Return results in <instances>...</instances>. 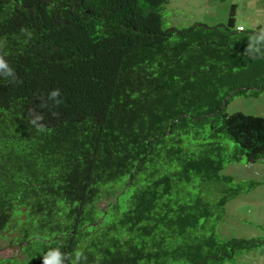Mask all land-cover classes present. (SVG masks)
Returning <instances> with one entry per match:
<instances>
[{
    "label": "trees",
    "instance_id": "16d2710c",
    "mask_svg": "<svg viewBox=\"0 0 264 264\" xmlns=\"http://www.w3.org/2000/svg\"><path fill=\"white\" fill-rule=\"evenodd\" d=\"M168 3L0 0L21 81L0 78V241L16 248L0 264L55 247L64 264H239L264 244L217 233L245 190L225 166L264 161V117L226 112L264 90V56L245 53L259 29L237 31L236 4L225 24L163 28Z\"/></svg>",
    "mask_w": 264,
    "mask_h": 264
},
{
    "label": "rangeland",
    "instance_id": "374dc122",
    "mask_svg": "<svg viewBox=\"0 0 264 264\" xmlns=\"http://www.w3.org/2000/svg\"><path fill=\"white\" fill-rule=\"evenodd\" d=\"M235 5V24L245 32L264 28V0H169L163 14V28L188 27L195 22L207 26L225 24L231 7ZM264 117V90L258 96H234L226 112ZM233 146V142L229 141ZM234 177L232 184L245 190L229 200L217 233L223 239L236 237L244 240H264V161L250 165L242 159L227 164L222 176ZM255 183L253 187L252 184ZM227 185H230L227 184ZM252 187V188H249ZM218 199L219 196L216 195ZM16 255V248L0 241V258ZM239 264H264V244L238 258ZM236 263V261H235Z\"/></svg>",
    "mask_w": 264,
    "mask_h": 264
},
{
    "label": "clouds",
    "instance_id": "9594fccd",
    "mask_svg": "<svg viewBox=\"0 0 264 264\" xmlns=\"http://www.w3.org/2000/svg\"><path fill=\"white\" fill-rule=\"evenodd\" d=\"M239 28L241 27H238L237 31H240ZM22 31L27 32L26 29H22ZM245 53L248 56H264V28H261L258 32L249 37ZM0 78H9L10 82L17 84L21 83V81L16 78L15 69L11 67L8 60L5 59L3 55H0ZM47 99L52 102V106L54 107L60 105L64 100L61 89L58 87L50 89L47 93ZM44 120L45 117L43 114L36 113L32 109L29 110V123L34 127L36 132L45 133L49 131L47 125L41 122ZM73 256L75 258L73 264H76V262L81 259L82 253L77 249L74 250ZM66 258L67 254L62 253L59 247H55L45 251L41 256V261L42 264H64Z\"/></svg>",
    "mask_w": 264,
    "mask_h": 264
},
{
    "label": "crops",
    "instance_id": "0c3cea01",
    "mask_svg": "<svg viewBox=\"0 0 264 264\" xmlns=\"http://www.w3.org/2000/svg\"><path fill=\"white\" fill-rule=\"evenodd\" d=\"M168 6H169V3H168V5H167V7H168ZM167 7H166V8H167ZM165 11H166V9H165ZM173 27H174V26H173ZM238 27H241V28H243L242 26H237V28H238ZM243 29H244V28H243Z\"/></svg>",
    "mask_w": 264,
    "mask_h": 264
},
{
    "label": "built area",
    "instance_id": "2783aa9c",
    "mask_svg": "<svg viewBox=\"0 0 264 264\" xmlns=\"http://www.w3.org/2000/svg\"><path fill=\"white\" fill-rule=\"evenodd\" d=\"M239 30L241 31V30H242V28H239Z\"/></svg>",
    "mask_w": 264,
    "mask_h": 264
}]
</instances>
